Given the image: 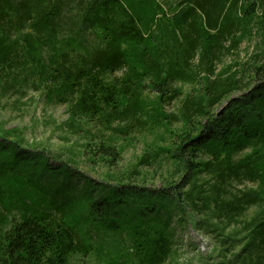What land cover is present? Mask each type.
<instances>
[{"label":"trees","instance_id":"obj_1","mask_svg":"<svg viewBox=\"0 0 264 264\" xmlns=\"http://www.w3.org/2000/svg\"><path fill=\"white\" fill-rule=\"evenodd\" d=\"M254 42V66L218 71ZM31 88L65 105L64 125L93 134L92 154L112 167L122 142L156 127L170 143L148 148L114 184L75 183L68 164L53 167L44 151L22 149L19 130L1 129L0 264H68L105 249L104 264H167L170 223L189 209L231 225L260 208L245 250L264 244V0H0V93ZM177 101V113L163 111ZM163 161L178 182L134 184ZM245 182L256 189L233 191Z\"/></svg>","mask_w":264,"mask_h":264},{"label":"rangeland","instance_id":"obj_2","mask_svg":"<svg viewBox=\"0 0 264 264\" xmlns=\"http://www.w3.org/2000/svg\"><path fill=\"white\" fill-rule=\"evenodd\" d=\"M255 53V42L243 43L237 52L224 57L218 66V71L229 66L233 67L232 71L236 69L242 71V66L246 68L248 65L254 66L255 63L251 59ZM120 75L121 73L118 74ZM248 77V81H252V87L260 85L261 81L255 82L254 74ZM184 90L189 92L190 88L184 87ZM41 93L32 88L24 98L12 93L5 95L0 93V130H19L25 142L22 149L37 153L44 151L53 167L57 166V162L68 164L76 175L75 183H81L79 175H83L98 184H114L112 176L116 173H124L131 166L134 167L148 148L169 147L170 140H168L166 129L162 126L156 127L144 136L140 135L132 141L122 142L124 151L117 164L112 167L111 163L104 162L92 154L97 150L95 146L97 141L93 139V134L86 135L85 131L77 133L71 131L64 125L69 119L67 107L46 104ZM147 95L153 97V95ZM240 95L236 93L234 97ZM226 103L227 101L218 106L215 112L221 111ZM180 105L181 102L177 101L171 106H165L163 111L168 115L175 114L179 111ZM174 128L178 129L179 126H173L172 130ZM93 130L99 131L95 128ZM9 140L17 141L15 137H9ZM248 153L241 157H245ZM140 170L144 175L140 178L141 180H135L134 184L139 183L151 189L162 188L169 182H178L181 177L178 174L180 172L174 170L173 166L166 161L157 162L153 166ZM204 180H200V184H204ZM202 187V190L210 188L208 184ZM256 187L252 183L245 182L234 183L232 188L234 192H242L256 189ZM79 211L80 207L76 206L75 213ZM260 212V208L252 207L231 225L224 222L217 223L206 215H197V212L192 209L183 215V223H178L179 217L174 215L170 228L175 246L174 253L167 264H258V262L264 264V244H258L255 251L246 252L245 250L250 240L247 225ZM202 221L203 224H201ZM229 243L233 246V250ZM106 255V249L103 251V259L96 255L75 254L70 257L68 264H104Z\"/></svg>","mask_w":264,"mask_h":264},{"label":"water","instance_id":"obj_3","mask_svg":"<svg viewBox=\"0 0 264 264\" xmlns=\"http://www.w3.org/2000/svg\"><path fill=\"white\" fill-rule=\"evenodd\" d=\"M223 111H224V107L221 109V111H220V112H221V113H223ZM221 113H220V114H221Z\"/></svg>","mask_w":264,"mask_h":264}]
</instances>
